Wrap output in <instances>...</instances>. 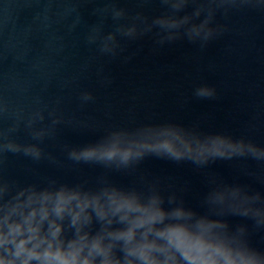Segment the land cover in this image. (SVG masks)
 I'll use <instances>...</instances> for the list:
<instances>
[{"label":"clouds","instance_id":"clouds-1","mask_svg":"<svg viewBox=\"0 0 264 264\" xmlns=\"http://www.w3.org/2000/svg\"><path fill=\"white\" fill-rule=\"evenodd\" d=\"M84 2L101 5L93 10L98 22L88 43L116 60L129 44L145 39L154 51L181 40L206 47L225 30L214 22L217 13L227 16L252 0ZM109 20L111 30L105 31ZM215 95L208 85L194 90L197 99ZM80 99L86 103L93 94L83 92ZM10 111L0 97V264H264V248L252 243L254 234L264 233V191L208 171L217 160L252 161L255 167H242L240 174L264 185V143L248 131L234 137L205 132L199 122L185 126L167 120L113 127L94 141L70 144L60 128L69 122L55 110L49 113L51 124L41 128L35 125L44 120L43 111L25 119L16 110L5 126ZM22 126L30 138L25 142L18 136ZM49 143L59 147L74 179L62 171H39L45 163L64 168L48 151ZM11 157L27 162L23 174L11 172ZM150 157L187 162L203 173L207 191L198 207L186 199L187 184L141 167ZM85 168L97 174L87 175ZM116 174L130 177V183H116ZM230 217L244 222L233 225Z\"/></svg>","mask_w":264,"mask_h":264},{"label":"water","instance_id":"water-1","mask_svg":"<svg viewBox=\"0 0 264 264\" xmlns=\"http://www.w3.org/2000/svg\"><path fill=\"white\" fill-rule=\"evenodd\" d=\"M100 6L84 0H0V97L12 110L4 117L5 126L20 110L25 119L43 111L44 120L35 126L47 127L55 110L69 122L60 128L70 144L94 141L113 127L167 120L185 126L199 122L205 132L227 131L234 137L248 131L264 143V0L234 6L227 16L219 11L214 22L225 30L206 47L181 40L154 51L151 40L145 39L129 44L116 60L101 56L97 45L87 40L98 22L93 10ZM104 29L111 30L110 20ZM201 85L214 87L215 97L197 99L194 90ZM83 92H91L93 99L82 102ZM18 136L21 142L30 139L23 126ZM47 148L64 168L45 163L39 171H62L74 179L59 147L49 143ZM141 167L176 185L187 184L186 199L194 207L207 191L203 173L190 163L150 157ZM242 167L255 164L217 160L208 171L226 182L264 191V185L240 174ZM26 169L27 162L11 157L13 174ZM97 171L84 169L90 176ZM113 179L122 185L131 181L120 174ZM229 219L233 225L244 222ZM252 243L264 248V233L254 234Z\"/></svg>","mask_w":264,"mask_h":264}]
</instances>
